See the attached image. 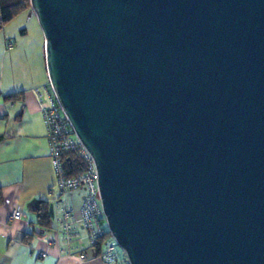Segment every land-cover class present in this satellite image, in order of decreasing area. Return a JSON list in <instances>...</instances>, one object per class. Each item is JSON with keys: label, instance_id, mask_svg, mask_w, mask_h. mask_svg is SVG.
I'll use <instances>...</instances> for the list:
<instances>
[{"label": "water", "instance_id": "1", "mask_svg": "<svg viewBox=\"0 0 264 264\" xmlns=\"http://www.w3.org/2000/svg\"><path fill=\"white\" fill-rule=\"evenodd\" d=\"M29 1L128 264H264V0Z\"/></svg>", "mask_w": 264, "mask_h": 264}, {"label": "crops", "instance_id": "2", "mask_svg": "<svg viewBox=\"0 0 264 264\" xmlns=\"http://www.w3.org/2000/svg\"><path fill=\"white\" fill-rule=\"evenodd\" d=\"M25 13L31 17V12ZM35 23L31 24L36 34L32 42L7 34L5 27L0 32V264H105L89 248L86 233L81 229V243L73 242L70 246L76 255L60 253L67 245L60 240L58 200L51 193L55 173L47 130L34 94L35 89L49 84L44 39ZM23 33L27 35V27ZM82 195L83 192L78 195L74 190L62 198L75 219L79 217ZM41 202L47 203L50 228L42 229L38 236L35 210ZM14 208L21 211V219H10ZM49 240L57 242L49 246ZM40 253L46 256L41 258ZM79 254L86 258L80 260Z\"/></svg>", "mask_w": 264, "mask_h": 264}, {"label": "built area", "instance_id": "3", "mask_svg": "<svg viewBox=\"0 0 264 264\" xmlns=\"http://www.w3.org/2000/svg\"><path fill=\"white\" fill-rule=\"evenodd\" d=\"M12 48L11 44L7 45ZM40 104V113L43 118L50 149L51 165L55 173V184L52 194L57 197V222L60 230V240L67 245V249L61 251L62 255L75 256L74 249L70 246L73 242L81 243L79 229L86 233L89 248L98 240L103 239L102 249L97 255L105 264H128L125 256L116 252L118 246L115 239L108 231L100 204L97 174L90 155L80 145L74 135L67 117L64 115L50 84L35 89ZM78 149L80 156L86 163V169L81 174L68 177L64 174L61 164L62 154ZM82 189V204L77 219L73 216L72 209L62 201L64 194ZM22 213L18 208H14L10 213L11 220H19ZM56 240H49L47 244L52 246ZM41 258L46 253H40ZM78 258L84 260V254H79Z\"/></svg>", "mask_w": 264, "mask_h": 264}, {"label": "trees", "instance_id": "4", "mask_svg": "<svg viewBox=\"0 0 264 264\" xmlns=\"http://www.w3.org/2000/svg\"><path fill=\"white\" fill-rule=\"evenodd\" d=\"M30 10L29 0H0V30L14 19L19 13ZM61 164L64 174L68 177L81 174L86 169V163L80 156L78 149L71 150L62 154ZM2 203V197L0 193V205ZM37 222L39 227L35 234L42 235V229L50 228V218L48 213V206L46 202H41L36 210ZM103 239L98 240L90 249L97 256L102 249Z\"/></svg>", "mask_w": 264, "mask_h": 264}, {"label": "rangeland", "instance_id": "5", "mask_svg": "<svg viewBox=\"0 0 264 264\" xmlns=\"http://www.w3.org/2000/svg\"><path fill=\"white\" fill-rule=\"evenodd\" d=\"M28 11L31 12V17H28V13L21 12L14 19H12L10 22H8L4 27H5L7 34H10V35L14 34L18 38L19 37L24 38L26 41L32 42V41L36 40V34H35V31L32 29L33 27L31 26V24H34L35 22H36L35 24H37V21H36V17L34 15L33 11L31 10V8ZM37 26H38V24H37ZM25 27H27V30H28L27 35L23 33V31H25ZM38 28H39V26H38ZM2 30L3 29H1L0 32H2ZM40 32H41V30H40ZM41 35H42V32H41ZM42 37H43V35H42ZM44 56H45V52H44ZM82 192H83L82 189L77 190L78 195L81 194ZM116 252L118 254H120L121 256L126 257L125 252L118 246L116 247ZM126 259H127V257H126Z\"/></svg>", "mask_w": 264, "mask_h": 264}]
</instances>
